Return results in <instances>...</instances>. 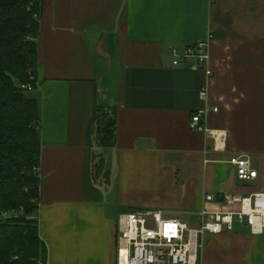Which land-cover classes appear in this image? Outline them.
<instances>
[{"label": "crops", "instance_id": "1", "mask_svg": "<svg viewBox=\"0 0 264 264\" xmlns=\"http://www.w3.org/2000/svg\"><path fill=\"white\" fill-rule=\"evenodd\" d=\"M210 34L211 77L194 60L173 64L172 48ZM37 44L39 87L27 95L42 118L47 264H116L118 220L130 211L196 225L204 208H237L224 195L264 193V0H43ZM99 107L115 111L110 148L97 144ZM214 107L205 122L227 133L221 151L190 127ZM234 155L258 177L239 180ZM237 225L204 235L199 264H264V235Z\"/></svg>", "mask_w": 264, "mask_h": 264}, {"label": "trees", "instance_id": "2", "mask_svg": "<svg viewBox=\"0 0 264 264\" xmlns=\"http://www.w3.org/2000/svg\"><path fill=\"white\" fill-rule=\"evenodd\" d=\"M42 6L43 0H0V264H47L48 258L39 231L42 118L22 87L37 77ZM116 130L115 111L99 107L97 144L114 146ZM99 166L104 169L103 158Z\"/></svg>", "mask_w": 264, "mask_h": 264}, {"label": "built area", "instance_id": "3", "mask_svg": "<svg viewBox=\"0 0 264 264\" xmlns=\"http://www.w3.org/2000/svg\"><path fill=\"white\" fill-rule=\"evenodd\" d=\"M212 39L213 35L210 34L208 40L189 44L183 50L172 48L173 64L194 60L192 68L205 70L211 77L213 70L209 62ZM22 87L28 91L35 90L39 87V81L32 74L31 82ZM200 94L202 98L207 97V86H202ZM217 111L218 107L198 110L192 115L190 127L203 131L213 141V149L221 151L225 150L227 133L209 128L205 122L209 113ZM230 163L236 167L239 180L250 181L258 177V170L248 156L234 155ZM206 200L214 201L215 196L209 193ZM223 200L237 208H204L199 212L201 220L196 225L182 222L161 210H134L122 215L118 220L116 264H199L204 235L234 231L236 224L247 226L252 234L264 235V193L227 194Z\"/></svg>", "mask_w": 264, "mask_h": 264}, {"label": "rangeland", "instance_id": "4", "mask_svg": "<svg viewBox=\"0 0 264 264\" xmlns=\"http://www.w3.org/2000/svg\"><path fill=\"white\" fill-rule=\"evenodd\" d=\"M98 168H99V171L102 170L101 167L99 166V164H98ZM179 219L182 222H186V223L190 224V217L188 215H181V216H179ZM237 227H238V225L236 226V230H238ZM239 231H241V230H239ZM199 263H200V261H199Z\"/></svg>", "mask_w": 264, "mask_h": 264}, {"label": "water", "instance_id": "5", "mask_svg": "<svg viewBox=\"0 0 264 264\" xmlns=\"http://www.w3.org/2000/svg\"><path fill=\"white\" fill-rule=\"evenodd\" d=\"M21 1H23V2H28V1H30V0H21Z\"/></svg>", "mask_w": 264, "mask_h": 264}]
</instances>
